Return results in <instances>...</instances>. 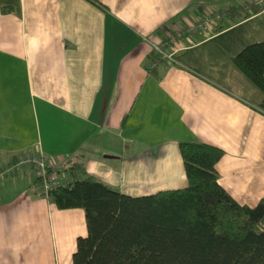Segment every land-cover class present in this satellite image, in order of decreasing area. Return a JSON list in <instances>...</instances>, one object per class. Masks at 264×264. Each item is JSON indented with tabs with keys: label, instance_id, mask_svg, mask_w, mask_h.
<instances>
[{
	"label": "crops",
	"instance_id": "1",
	"mask_svg": "<svg viewBox=\"0 0 264 264\" xmlns=\"http://www.w3.org/2000/svg\"><path fill=\"white\" fill-rule=\"evenodd\" d=\"M244 1L0 0V169L42 152L60 176L74 159L145 195L185 187L180 142L203 141L224 150L219 183L257 205L264 93L233 57L264 40V11L233 21ZM208 5L226 12L211 33L173 41ZM86 234L85 210L40 196L34 167L0 182V264H70Z\"/></svg>",
	"mask_w": 264,
	"mask_h": 264
},
{
	"label": "trees",
	"instance_id": "2",
	"mask_svg": "<svg viewBox=\"0 0 264 264\" xmlns=\"http://www.w3.org/2000/svg\"><path fill=\"white\" fill-rule=\"evenodd\" d=\"M258 12L235 6L227 16L236 21ZM233 61L264 93V40ZM258 106L264 111V98ZM180 151L187 185L145 195L110 186L84 162H64L59 171L68 182L52 189L50 200L60 209L83 208L87 224L70 264H264V196L251 207L219 183L221 147L182 141Z\"/></svg>",
	"mask_w": 264,
	"mask_h": 264
},
{
	"label": "built area",
	"instance_id": "3",
	"mask_svg": "<svg viewBox=\"0 0 264 264\" xmlns=\"http://www.w3.org/2000/svg\"><path fill=\"white\" fill-rule=\"evenodd\" d=\"M238 6L249 12H252L253 7H260V11H264V0H247L240 2ZM225 13V11L214 5H208L194 20L186 23L184 26L175 28L172 34V40L174 41L184 34L195 32L211 33L215 23L221 20ZM152 47L164 58L173 59L175 52H167L163 44L152 42ZM31 166L38 171L40 180L38 190L39 195L43 198L50 200V191L68 182L67 176H60L57 171L51 170L52 163L42 152H25L19 154L14 160L0 169V181L5 180L19 169Z\"/></svg>",
	"mask_w": 264,
	"mask_h": 264
},
{
	"label": "rangeland",
	"instance_id": "4",
	"mask_svg": "<svg viewBox=\"0 0 264 264\" xmlns=\"http://www.w3.org/2000/svg\"><path fill=\"white\" fill-rule=\"evenodd\" d=\"M218 8V7H217Z\"/></svg>",
	"mask_w": 264,
	"mask_h": 264
}]
</instances>
